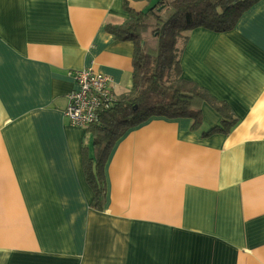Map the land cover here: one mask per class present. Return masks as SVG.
<instances>
[{
	"label": "crops",
	"instance_id": "crops-1",
	"mask_svg": "<svg viewBox=\"0 0 264 264\" xmlns=\"http://www.w3.org/2000/svg\"><path fill=\"white\" fill-rule=\"evenodd\" d=\"M123 5L0 0V264H264V0L230 31H191L180 58L237 122L217 131L204 104L197 130L163 117L127 129L95 208L91 134L63 114L68 73L93 68L129 92L133 45L105 30Z\"/></svg>",
	"mask_w": 264,
	"mask_h": 264
},
{
	"label": "trees",
	"instance_id": "trees-1",
	"mask_svg": "<svg viewBox=\"0 0 264 264\" xmlns=\"http://www.w3.org/2000/svg\"><path fill=\"white\" fill-rule=\"evenodd\" d=\"M131 1L145 6L136 9L129 0H124L127 18L121 24H108L105 28L116 40L133 45L131 88L128 93L115 96L111 109L99 113L97 122L87 127L91 153L84 152L83 168L95 208H102L104 202L106 160L127 129L152 117H163L189 118L191 128L197 130L202 124L200 109L204 104L221 115V124L214 127L217 131L225 133L237 122L226 104L181 77L180 58L191 31L197 28L217 33L230 31L258 0Z\"/></svg>",
	"mask_w": 264,
	"mask_h": 264
},
{
	"label": "built area",
	"instance_id": "built-area-1",
	"mask_svg": "<svg viewBox=\"0 0 264 264\" xmlns=\"http://www.w3.org/2000/svg\"><path fill=\"white\" fill-rule=\"evenodd\" d=\"M75 88L67 96L63 111L70 125L87 128L97 122L98 114L105 112L115 103L110 93L111 79L93 68H84L69 72Z\"/></svg>",
	"mask_w": 264,
	"mask_h": 264
},
{
	"label": "rangeland",
	"instance_id": "rangeland-1",
	"mask_svg": "<svg viewBox=\"0 0 264 264\" xmlns=\"http://www.w3.org/2000/svg\"><path fill=\"white\" fill-rule=\"evenodd\" d=\"M96 71V70H95Z\"/></svg>",
	"mask_w": 264,
	"mask_h": 264
}]
</instances>
